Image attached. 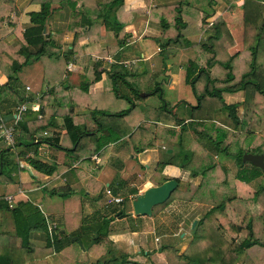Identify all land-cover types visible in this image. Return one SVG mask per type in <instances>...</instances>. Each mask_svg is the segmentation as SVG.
Listing matches in <instances>:
<instances>
[{"label": "trees", "instance_id": "1", "mask_svg": "<svg viewBox=\"0 0 264 264\" xmlns=\"http://www.w3.org/2000/svg\"><path fill=\"white\" fill-rule=\"evenodd\" d=\"M142 1L147 7L148 0ZM220 1L225 4L231 2ZM30 2L37 4L38 8L26 14L28 23L20 31L15 27L18 17L15 0H0V73L5 78V82L0 86V104L6 103V98H9L15 106L14 111L20 105H28L32 102L38 106L35 110H26L20 120L13 125L14 147L19 146L25 152L35 155L39 144H51V138L38 141L41 136L35 134L37 131L47 129L54 119L61 120L64 129L61 138L65 142L55 143L57 147L71 152L75 159L85 161L96 153L103 155L109 143L124 137L129 139L135 154L153 149L155 138H166L178 145V151L170 154L165 162L158 163L153 176L168 181L169 178L160 176L163 166L172 165L184 169L191 162V153L184 151L181 145L183 137L187 135L188 127L195 140L203 146L209 144L220 146L223 139L228 136L226 138H229L230 146L228 149L222 148V151L232 152L237 168L231 179L232 183H250L263 178L258 169L242 163L241 157L244 153L264 156V0H242V49L233 55L227 54L233 41L222 19L216 17L212 23H207L213 13L212 7L216 0H179L172 5L148 9V22L150 25L153 24L159 34L154 41L159 49L157 55L163 65L172 62L180 51L190 50V60L183 65L184 70L180 77V82L190 90L193 97V104L184 102L188 108L187 119L190 120L187 125L184 124L185 119L178 117L174 111L175 105L171 106L165 101L163 82L153 81L150 87L149 74L145 69L135 72L126 70L115 72L112 66L111 71L100 70L101 63L85 55L79 45L87 37L97 35L102 26L105 34L114 41L113 50L117 51L129 38L124 32V27L136 17L143 15L142 10L123 11L122 0H30ZM54 5L56 6L54 10L57 12L64 8L67 10L65 31L73 36L68 47L62 51L58 50L46 28V22L53 12ZM228 9L230 10V7ZM8 17L10 19L6 23L1 21L2 18ZM11 31L15 41L9 46L3 37ZM200 34L205 35L204 40H193ZM69 62L79 67L86 78V82L75 85L80 96L83 95L82 99L76 101L66 96L70 85L63 87L66 83L63 75ZM32 63L40 64L41 83L46 89L36 98L24 97L19 93L21 89L19 74ZM102 73L104 74L102 92L97 95H87L88 86L100 81ZM118 85L124 86L127 95L120 94ZM239 92L243 95L240 103L228 105L223 103L224 95H234ZM142 93L155 96L160 102L158 108L147 107L142 114L143 122L154 124V130L151 131L146 125H139L130 132L123 122V117L132 110L134 100L136 102L145 99L144 96H140ZM207 101L218 102V106L214 107L211 113L212 118L193 116ZM77 109L81 111L77 112ZM1 111L0 108L1 120L2 116L10 114ZM85 120L88 121L87 125L83 123ZM7 124L12 122L9 121ZM176 127H178L177 131ZM224 129H227V133H224ZM252 134H255L254 137L250 139L248 146L243 148L242 143ZM7 150L11 151V148ZM26 160L34 171L46 176H53L56 171H60V167L54 164L47 165L34 158ZM203 161L205 165L198 171H190L189 177L197 174L204 177L211 168H214L209 167L210 162L206 158ZM0 162L1 168L7 166L3 158H0ZM219 172L224 175L223 183H227L228 173L223 170ZM0 174L8 176L3 169ZM150 180L152 184L159 185V182L152 177ZM201 188L200 185L185 186L182 191L183 194L185 193L184 199L187 202H198L200 197H197V193L201 194ZM55 192L58 193V190ZM4 194L5 190H0V197ZM180 194L178 188L174 189L163 204L153 208L165 206ZM58 195L64 197L67 194L58 193ZM126 202L127 199L124 197L119 204L122 207L117 210L118 218L125 216L123 210ZM250 203L257 206L254 213L259 216L256 238L251 237L249 221L239 217L229 206V198L222 195L221 198L213 200L208 212L196 221L190 231L192 240L189 247L182 255L175 258L187 260L189 263L197 262L188 255L202 239L207 245L208 241L205 239L207 231V233L230 235L229 240H226L228 245L225 251H214V254L212 252L209 254L218 259L219 264H228L227 256L233 257L229 264H235L240 255H243L245 263L264 264V181L257 186ZM0 210L13 219L15 236L26 240L21 249H10L6 247L7 233L4 235L0 232V264H43L45 255L42 253L52 252L55 254L54 260L57 264H72L76 257L69 254V249L82 248L87 252L97 247L103 238L112 234L108 229L112 219H102L86 227L90 233L89 241L86 244L79 243L80 247L77 242L82 229L69 233L66 224L73 219L71 215H65L61 233L59 229L47 231L41 213L28 203H17L9 209L3 202L0 204ZM17 217H21V221ZM212 220L216 222L215 227L211 224ZM33 231H40L45 235L44 248L39 249L28 241ZM65 234L68 236L65 237ZM73 236L76 237V241L70 240ZM207 248L211 246L207 245ZM168 249L170 248L166 246L161 247L163 253ZM91 264L135 263L125 256L108 257V252L102 251Z\"/></svg>", "mask_w": 264, "mask_h": 264}, {"label": "crops", "instance_id": "2", "mask_svg": "<svg viewBox=\"0 0 264 264\" xmlns=\"http://www.w3.org/2000/svg\"><path fill=\"white\" fill-rule=\"evenodd\" d=\"M178 1L179 0H148V6L146 7L142 0H122L123 11L127 12L139 9L144 12L143 15L136 17L133 22L124 27V32L127 33L129 37L125 40V44L117 51H114V41L105 34L103 27L100 26L97 35L87 37L79 45L82 47V52L85 55L91 56L95 61L101 63L100 70L111 71L112 66L115 72H121L123 70L135 72V70L145 69L149 74L150 80L148 85L150 87L153 85V81L159 80L163 82L165 101L171 106L175 105L174 111L178 114V117L185 119L184 124L187 125L190 120L187 119L188 108L184 102L193 104V97L190 90L186 89L184 84L180 82V77L184 70L183 65L190 60V57L183 59V54L190 50L186 49L180 51L179 55L174 58L172 62L163 65L160 57L157 55L159 52L158 46L154 41L159 34L153 24H149L147 16L148 9L150 8L172 5ZM230 1L229 4H225L220 0H216L215 5L212 7L213 13L207 21H213L216 17L222 19L233 41V45L227 50V54L233 55L242 49L243 15L241 10L242 0ZM228 7H230V10ZM15 8L18 14L15 27L22 31L28 23L26 14L36 11L38 6L30 2V0H15ZM55 8V5L52 6L53 12L46 22V28L50 32L58 50L62 51L68 47L73 36L71 33L65 31L68 18L67 10L64 8L57 12L54 10ZM11 16L12 14L9 15V17ZM9 17L7 19L2 18L1 21L6 23V21L10 19ZM204 37V34H200L193 40L202 41ZM3 40L9 46L12 45L15 41L13 32H8L3 37ZM135 53H138V56H135ZM63 77L64 80H66L65 82L70 84L73 83L77 85L86 82V78L82 75L80 68L73 64H71L70 68H66ZM25 79L27 81H22V83H20V95L24 97L33 96L36 98L41 91L39 90V92H37L36 90L35 94H30V88L28 89L27 87H29L28 85L30 84L38 87L37 89H41L40 87H42L43 84L41 83L39 68L33 65L30 71L26 72ZM103 79L104 74L102 73L100 81L88 86L86 94H100L102 92ZM4 82L5 78L0 73V86ZM64 86L66 87L67 84L65 83ZM42 90H45V87ZM118 90L120 94L127 95V90L123 88L122 85H118ZM143 95L145 99L142 102H135L134 100L132 110L123 117V122L130 132H133L139 125H146L151 131L154 130V124L143 122L142 114L146 106L143 107L142 103L148 100H155L154 98L156 97L147 96V93H143ZM242 96L241 92L234 95H224L223 103L225 105L240 103ZM6 101V103L0 104V108L2 109L1 113L5 114L9 112V115H13L15 106H13L11 99L6 98ZM34 104V102L28 104L27 106L31 105L33 107V109L30 107L28 109L31 111L35 110ZM156 105L157 104H151L148 107L155 108L157 107ZM216 106H218V102L207 101V103L203 104L193 116L196 115L197 118L203 117L205 119L212 118L211 113ZM83 123L87 125L88 121L85 120ZM175 130L177 131L178 127H176ZM186 131L187 135L183 137L181 145L184 151L191 153L190 168L186 167L180 169L176 166L165 165L161 169L160 176L174 180L177 184L176 188L180 191H183L187 184L195 187L199 185L201 176L196 175L194 177H189V172L194 171L192 170L193 165L196 167L204 166L205 164L201 162H204L203 159L205 158L210 162L209 167H214V171L223 170L229 171V173L232 174L229 165L230 162L228 160H231L233 167L235 165L233 164L234 160L230 159V156H227V151H222V148H227L226 146L229 142L226 137L223 139L220 146H215L213 144L203 146L195 140L190 128L187 127ZM43 132L46 133L44 137L42 136ZM63 134L64 129L62 127V121L54 119L50 122L47 129L36 132L35 136H41H39L40 138L38 141L51 138L50 141L52 143L39 144L35 155L31 152H25L19 146L14 147L11 151L0 146V158H3L6 161L5 163H7V166L1 168L0 162V171L3 169L4 173H8L7 177L0 174V190H5V194L0 197L1 203L4 202L7 204L9 209L17 203H28L35 207L43 216L47 231L59 229L62 233L65 215L73 216V219L66 223L68 228L71 227L73 231L77 229L74 223L80 224L82 227L84 225L88 227V225L95 224L102 219H112L108 226L112 234L103 238L97 247L87 252L82 248L81 250L77 248L69 249V254L76 257L72 264H79L80 262H82L80 264H91L102 251H107L108 257L110 255L115 256L114 254L125 256L128 260L135 262V264H146L144 262H147V264H156V261L161 260L163 264H170L168 263V257L165 256L160 249L153 251V239L157 238L161 241L163 240L162 238L166 237L168 240H172L177 236V249L173 248L176 249V253H181L188 247L192 240L190 232L193 229H191L192 222H196L199 218L204 216L197 214L196 208L199 209V211L202 209L204 210L205 206H203V204L198 202L180 203L179 208H185L184 212L181 213L182 218L185 219V222L190 218L189 223L191 224H189L190 227L188 231H185L181 227L183 223H179L177 232L172 231V229H169L167 226H159L156 219L151 217V215L148 217L135 216L131 209V201L134 200L139 193H143L146 189L156 186L150 182L151 177L159 182V185L165 182L162 181L159 176H153V173L158 163L165 162L170 154L178 151V145H176V143H172L166 138L157 137L154 140L153 149L135 154L132 151L129 139L124 137L121 140L109 143L107 145V151L103 155L100 156L99 153H96L85 161L83 159H75L71 152L64 151L57 147L56 144L65 142L61 138ZM255 134H252L251 138H253ZM248 143H250L249 140L245 145L248 146ZM190 146L191 148H189ZM3 149L6 150L2 151ZM31 158L47 165L54 164L60 167V171H56L53 176H46L36 172L27 164L26 159ZM217 159L222 163L214 161ZM216 165L217 167L215 168ZM218 166L221 169H219ZM235 173L231 176L228 175L227 183H223L221 179L218 183L217 191L220 187L223 188L221 189V191H224L223 193L230 194V196L227 197L229 198V206L239 216L235 210L238 201L239 204H247V202H249V205H251L250 199L257 189V186L263 182V178L259 183H256L258 179L250 183H232L231 179L234 177ZM252 184L256 185L254 191L251 190ZM57 190L59 194L67 195H63L64 197L59 196L58 193L55 192ZM106 191H108L109 195L106 194ZM236 192L239 195L238 198L235 195ZM248 192L250 194L247 197H243V195ZM108 196H114L121 200L126 197L127 202L124 205L123 211L125 212V216L123 218H118L116 216L118 213L117 210L122 206L119 204H107ZM7 198H10L9 203L6 200ZM129 206L130 211L128 210L127 212L126 208H129ZM243 208L247 207L244 206ZM114 210L115 212H113ZM253 211L245 213L249 216L246 218L244 217V219L248 220L249 223L251 220L250 218L255 216ZM17 218L21 221V217ZM182 221L184 222V220ZM212 221L216 224L214 220ZM157 231L159 232L157 233ZM0 232L4 235L7 233L8 235L6 240L7 248L21 249L26 243L25 239L15 236L14 221L11 219V216L3 210H0ZM87 233L90 235L88 231ZM250 234L252 238L258 236V224L255 222L250 223ZM205 236L208 238L205 237L208 241L206 244L211 246V248L208 249L202 239V241L194 246V249L188 255L189 258L195 259L197 262H188L186 264H219L218 259H213L215 257L209 254L211 252L214 254V251H225L228 245L226 240H229L230 235L228 233H224L223 235L213 232L207 233L206 231ZM28 241L31 245L39 249L45 247V235L40 231H33L29 235ZM168 242V244L164 246L172 248V243L170 241ZM159 245L161 244L159 243ZM79 246L81 247L80 244ZM42 254L45 255L43 264H57L54 260L55 254L53 252ZM232 258V256H227L226 262L229 264ZM235 264L249 263H245L243 255H240Z\"/></svg>", "mask_w": 264, "mask_h": 264}, {"label": "rangeland", "instance_id": "3", "mask_svg": "<svg viewBox=\"0 0 264 264\" xmlns=\"http://www.w3.org/2000/svg\"><path fill=\"white\" fill-rule=\"evenodd\" d=\"M207 23H212V21H207ZM158 51H159V49H158ZM135 56H138V53H135ZM191 55H190V53L189 52H187V53H184L183 54V59H185V58H189ZM71 64H72V62H69L68 64H67V67L66 68H70V66H71ZM33 65H36L38 68H39V70H40V73H41V66H40V64L39 63H35V64H31V65H29V66H27V67H25L24 69H23V71L19 74V82L20 83H22V81L24 82V81H27L26 79H25V74H26V72H29L30 71V69L32 68V66ZM26 77H27V75H26ZM156 83L157 82H160L159 80H156L155 81ZM66 84H69L70 85V87H69V89H68V91L66 92V96H67V98L68 99H74V101H76V100H78V99H82V96H80V93H79V91L76 89V84H73V83H68V82H66ZM65 84H63V87H65L64 86ZM29 87H27L28 89L30 88V94H35L36 93V90H37V92H39V90L41 91V93H44L45 91H46V89L45 90H42L43 88H44V85H42V87H40L41 89H37L38 87H35L34 85L32 86V85H28ZM123 88H124V86H122ZM41 93H39V95L41 94ZM143 94V93H142ZM142 94H140V95H142ZM155 97V96H154ZM155 100H148V101H146V102H144V103H142V106L143 107H145V108H147L148 106H150L151 104L152 105H155V104H157L156 106L157 107H159V105H160V102H159V100L157 99V98H154ZM142 102V101H141ZM34 105H36L37 106V104H34ZM27 106V105H26ZM32 108L33 109V107L30 105V106H27V110H29L28 108ZM157 107H155V108H157ZM149 108H151V107H149ZM78 111H81L80 109H77V112ZM22 117V116H21ZM12 121H13V118L11 119ZM224 133H227V131L224 129ZM43 134V133H42ZM228 135V134H227ZM43 136V135H42ZM44 137V136H43ZM42 137V138H43ZM226 137H228V136H226ZM252 136H250V137H248L247 138V140L246 141H244L243 143H242V147L243 148H245L246 147V143H247V141L249 140L250 141V139H252L251 138ZM229 142H228V144H227V148H229V146H230V140H229V138L227 139ZM187 147V146H186ZM189 148H191V146L189 147ZM228 151V153L229 154H227V156H230V159H232L233 160V157H232V152H230L229 150H227ZM214 161H219V159H217V160H214ZM230 163H229V165H230V169H231V171H232V174H234L235 173V170L237 171V168H236V166L234 165V167L232 166V164H231V160H228ZM220 163H222L221 161H219ZM202 164H205V162H201ZM233 164H234V161H233ZM200 167V166H199ZM199 167H196L195 165H193L192 166V170H194V171H197L198 170V168ZM217 167V165L215 166V168ZM188 168H190V164H188ZM218 168H219V166H218ZM219 169H221V168H219ZM227 173H228V175H232L231 173H229V171H226ZM198 175V174H197ZM224 177V175L222 174V173H220L219 171H214V169H212L211 168V170H210V172H208V173H206V175L204 176V177H201V181H200V183H199V185L202 187L201 189V194H199V193H197L198 194V196L197 197H200L199 199L200 200H197L198 201V203H201V204H203V206H205V208H204V210L202 209L201 211H199V209H197L196 208V211H197V214H200V215H205L207 212H208V210H209V208L211 207V203L213 202V200L215 201V200H217L218 198H221L222 197V195L223 196H225V197H229L230 196V194H226V193H223L224 191H221V189H223V188H220L219 187V190L217 191V188H218V183L220 182V180L222 179ZM226 179H227V177H226ZM261 181V178H258V182H256V183H259ZM258 185V184H257ZM186 186H188V184L186 185ZM213 186H215V187H213ZM194 187V186H193ZM256 189V185L254 184H252V188H251V190L252 191H254ZM184 191V190H183ZM251 191V192H252ZM142 193V192H141ZM141 193H139V194H141ZM250 193L248 192L247 194H244L243 195V197H247L248 195H249ZM236 197L238 198L239 197V195H238V193L236 192ZM176 197V196H175ZM184 197H185V193L183 194L182 193V191H181V194H180V196H178L177 195V197L175 198V199H173V200H171L170 202H168L165 206H163V207H161V208H159V207H157V208H153V210H152V213H151V217H154L155 219H156V222H158V225L159 226H163V227H165V226H167L169 229H172V231H174V232H177V229L179 228V226H178V224L179 223H183V225H181V227L185 230V231H188V228L190 227V225L189 224H191V223H189V220H190V218L189 219H187V221L185 222V219H183L182 218V216H181V213L182 212H184V209H180L179 208V205H180V203H186L187 201L184 199ZM242 201V200H241ZM192 203H196V202H192ZM238 204H239V201H238ZM237 204V206H235V210L237 211V213L239 214V217H241L242 219H244V217L246 218L247 216H249L248 214H245V213H247V212H250V211H253V210H256L257 209V206L256 205H253L252 203H251V205H249V202H247V204H239L238 205ZM245 207H247V208H243L244 206ZM248 205V206H247ZM253 207V208H252ZM128 210L130 211V206H129V208H126V211L128 212ZM246 210V211H245ZM205 211V212H204ZM254 212V211H253ZM202 218V217H201ZM251 220H250V223L251 222H255L256 224H258V228H259V216L257 215V214H255V216L254 217H251L250 218ZM182 220H184V222L182 221ZM191 222H192V220H191ZM196 223V222H195ZM211 224H212V226L213 227H215L216 226V224L212 221L211 222ZM74 226H77V229H75L74 231L71 229V227L68 229V231H69V233H75L77 230H81L82 229V234L80 233V236H79V243H82V244H86V243H88V241H89V234L87 233V230H86V227H87V225H84L83 227H82V225H80V224H76V223H74ZM194 228V227H193ZM84 231V232H83ZM154 232H155V230H154ZM159 231H157V233H158ZM68 233V234H69ZM68 234H65L66 236L65 237H67L68 236ZM152 236V235H151ZM73 238H75V236H73V237H71L70 238V240L72 241V239ZM166 238V237H165ZM165 238H162L163 240H161V241H159V239H157V238H155V239H153L152 240V244L154 245L153 247H154V249H153V251L154 250H156V249H160L161 250V247L162 246H164V245H166V244H168L169 242L168 241H170L172 244H171V247L172 248H170V249H168L167 251H166V253H163L165 256H167L168 258V263H170V264H185V263H187L188 261L187 260H184V261H182V260H177L176 258L178 257V256H180V255H182L186 250H187V248L189 247V245H188V247L183 251V252H181V253H176L177 251H176V249H177V247H176V245L178 244V237L177 236H175L172 240L170 239V240H168L167 238L165 239ZM69 239V238H68ZM78 242H77V245H78ZM168 242V243H167ZM159 243L161 244V245H159ZM77 245H76V247H77ZM173 248H176V249H173ZM175 250V251H174ZM78 251V250H77ZM162 251V250H161ZM175 252V255H174V252ZM179 251V250H178ZM110 253V252H109ZM115 256L114 257H120V255L119 254H114ZM110 257V256H109ZM176 257V258H175ZM213 259H215V258H213ZM80 263H82V262H80ZM79 263V264H80ZM135 263V262H134ZM144 263H146L147 264V262H144ZM152 263V262H151ZM156 264H163L162 263V260L161 261H156L155 262ZM153 264V263H152Z\"/></svg>", "mask_w": 264, "mask_h": 264}, {"label": "water", "instance_id": "4", "mask_svg": "<svg viewBox=\"0 0 264 264\" xmlns=\"http://www.w3.org/2000/svg\"><path fill=\"white\" fill-rule=\"evenodd\" d=\"M140 96H144L143 94ZM13 115H4L2 116L3 122H8ZM241 162L244 164H249L252 167L258 169L261 172L264 181V156L263 154H248L244 153L241 157ZM177 184L174 180H168L164 183L150 187L143 191V193L137 195L134 200L131 201L132 213L135 216H150L153 207L163 204L170 194L174 191ZM195 221L191 224V229L194 226ZM75 241V238L72 239ZM79 244V243H78Z\"/></svg>", "mask_w": 264, "mask_h": 264}, {"label": "built area", "instance_id": "5", "mask_svg": "<svg viewBox=\"0 0 264 264\" xmlns=\"http://www.w3.org/2000/svg\"><path fill=\"white\" fill-rule=\"evenodd\" d=\"M34 107L36 109L38 108V106L36 105H34ZM26 110H27V106L25 104L17 107L13 114L14 116L13 121L10 120L12 124H7V122L5 123L3 122V120L0 119V146H2L3 148H11V149L14 148L15 130H14L13 125H15L16 122L20 120L21 116ZM42 135L45 136L46 133L43 132ZM106 194L109 195L108 191H106ZM6 200L9 203L10 198H7ZM121 201L122 200L120 198H117L114 196H108L107 204H120Z\"/></svg>", "mask_w": 264, "mask_h": 264}]
</instances>
